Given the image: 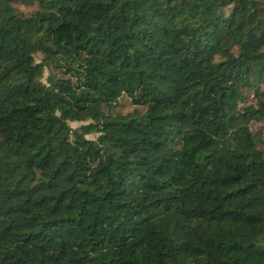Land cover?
I'll list each match as a JSON object with an SVG mask.
<instances>
[{"label": "trees", "instance_id": "16d2710c", "mask_svg": "<svg viewBox=\"0 0 264 264\" xmlns=\"http://www.w3.org/2000/svg\"><path fill=\"white\" fill-rule=\"evenodd\" d=\"M0 264H264V0H0Z\"/></svg>", "mask_w": 264, "mask_h": 264}, {"label": "rangeland", "instance_id": "374dc122", "mask_svg": "<svg viewBox=\"0 0 264 264\" xmlns=\"http://www.w3.org/2000/svg\"><path fill=\"white\" fill-rule=\"evenodd\" d=\"M20 9L25 11L26 13H28L30 10L29 9H25L24 7L20 6ZM38 61L41 59V55L37 54L35 57ZM50 72V70L46 69L44 72V76H43V80H45L46 76L48 75V73ZM251 105H249L250 107ZM138 113V115H142L145 111V106H140V105H135L131 102L130 98H128L126 95H122L117 102V105L115 106V108L113 109V112L116 114H128V113H133V112ZM89 120L87 121H80V122H70V125L73 128H77L79 127L81 124H85L87 123ZM259 122H253L251 124V129L255 130L256 128H258L259 126ZM95 134H88L87 137H94Z\"/></svg>", "mask_w": 264, "mask_h": 264}]
</instances>
